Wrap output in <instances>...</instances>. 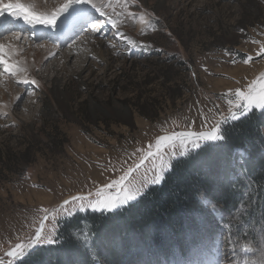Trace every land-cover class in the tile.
Returning <instances> with one entry per match:
<instances>
[{
	"label": "rangeland",
	"instance_id": "rangeland-1",
	"mask_svg": "<svg viewBox=\"0 0 264 264\" xmlns=\"http://www.w3.org/2000/svg\"><path fill=\"white\" fill-rule=\"evenodd\" d=\"M26 1L32 0H22ZM38 1L33 5L37 13L50 11L60 2ZM145 9L154 15L157 30L147 28L142 33L144 26L129 20L122 29L125 34L151 46L132 54L123 43L118 42L116 49L108 46L107 40L113 38L109 26L94 44L74 34L59 45L55 57L45 60L37 55L45 52L44 47L35 46L40 42L37 38L47 32L40 38L44 46L53 47L56 32L43 25L22 29L17 23L8 24L9 30L34 41L30 46L22 40L19 47L41 86L25 99L23 88L0 77V258L7 259L4 253L18 237L26 238L34 231L29 225L40 208L54 210L73 195L95 193L96 187L120 174H113V165L119 168L138 147H147L164 135L165 129L210 127L217 112H227L229 90L247 92L249 83L264 73V57L257 55L259 45L252 43L264 42V0H140L139 5L129 6L137 15ZM57 23L58 31L66 27ZM0 31V36L7 34L5 28ZM73 40L82 44L79 54L63 58ZM248 56L253 62L244 64ZM18 94L21 99L16 101ZM237 149L243 151V158ZM236 151V169L244 171L246 148ZM254 184L255 204L241 201L229 212L207 194L203 200L200 197L219 221L222 218L219 232L207 237L202 246L199 242L184 258L176 249L161 256L142 248L139 264H219L224 252L235 264H262L264 178ZM66 223L63 217L57 221L58 234ZM226 227L232 233L231 246L221 235ZM69 230L89 229L85 225Z\"/></svg>",
	"mask_w": 264,
	"mask_h": 264
},
{
	"label": "snow or ice",
	"instance_id": "snow-or-ice-1",
	"mask_svg": "<svg viewBox=\"0 0 264 264\" xmlns=\"http://www.w3.org/2000/svg\"><path fill=\"white\" fill-rule=\"evenodd\" d=\"M46 2L47 0H45ZM139 4L140 0H60L50 11L37 13L34 11L33 5L23 3L22 0H0V28H5L7 33L0 36V77H7L17 86L23 88L25 99L33 96L35 88L41 86L40 81L30 74L29 65L18 58L23 49L18 48L14 43L23 40L31 46L34 41L31 36H24L22 32L9 30L7 26L10 22L23 21L33 29L37 25H43L55 32L59 21L65 24L67 30H75L80 35L81 41L87 40L93 44L96 40L103 38L105 27L110 26L113 30V38L107 40L109 47L116 49L119 42L125 45V51L129 54L137 50L148 51L151 47L149 44L133 39L122 30L129 20L144 26L141 29L142 33L147 28H151L153 31L157 30L156 25L152 22L154 19L152 13L145 9L137 15L129 10L130 5ZM169 35L172 34L169 33ZM37 39L40 42L35 46L43 48L42 38ZM77 43L76 40H73V44ZM252 43L259 45L257 55L264 57V42L256 40ZM53 49L55 50H50L49 55L45 56V60H50L51 57L57 55L59 45L55 42H53ZM76 54L78 55L79 51ZM225 54L231 56L230 52ZM92 58L96 59L95 56ZM242 62L250 64L253 62V58L248 56ZM35 71L38 72L39 69L37 68ZM204 71L207 72V68ZM226 95L230 97L227 99L229 106L227 112H217L215 122L210 127L199 131H192L187 126L180 131L165 129L164 135L157 136L155 142L149 143L147 147H138L120 163L119 168L113 165L111 168L113 174L117 172L120 174L110 179L102 187H96L95 193L89 191L86 195H73L64 199L54 210L40 208L33 223L29 225L30 229L34 228V231H30L26 238L18 237L17 242L4 253L7 259L0 258V264H23L26 257L42 252L50 246L63 243L62 236H65L68 243L75 245L80 250L82 256L78 264H106V261L99 259L100 250L93 242L96 237L95 230L58 234L57 221L63 217L66 222L70 223L69 218L76 216L77 213L95 214V218L98 220L119 215L135 207L136 203L145 196L150 185L163 184L166 173L173 168V161H177L178 164L189 163L203 154L214 153L220 146L219 142L225 140L222 125L228 124L230 121H237L241 116H247L254 108L264 111V73L249 83L247 92L235 89L234 91L229 90ZM20 99L19 94L14 97L16 101ZM3 107L7 108L8 105L5 104ZM2 115L7 117L8 112H4ZM172 124L176 126L175 121ZM237 151L243 158V151L240 149ZM239 178L244 180L247 187L243 196L236 198L248 202L249 206L255 204L256 185L253 180L243 170L239 171ZM236 179V177H230L229 183L233 184ZM33 187H37V185H33ZM237 188L238 185L233 184L229 194L235 196ZM249 195L252 196L250 202L248 201ZM49 221H51V225H49ZM220 222H222V218ZM205 227V225H201V231ZM260 231L264 238V224L261 225ZM221 235H225L226 242L231 246L232 233L227 230V227L221 230ZM219 264H235V262L228 259V253L224 252V258L219 261Z\"/></svg>",
	"mask_w": 264,
	"mask_h": 264
},
{
	"label": "trees",
	"instance_id": "trees-1",
	"mask_svg": "<svg viewBox=\"0 0 264 264\" xmlns=\"http://www.w3.org/2000/svg\"><path fill=\"white\" fill-rule=\"evenodd\" d=\"M221 127L225 140L214 153L189 163L174 161L165 182L149 187L135 207L105 220L96 219L95 214L77 213L60 233L69 234L70 228L88 225L96 231L93 242L106 264H139L144 249L161 256L176 249V254L186 257L193 247L202 246V241L219 232L222 224L200 197L207 194L227 212L242 201L236 197H242L246 184L236 169V148H246V175L253 182L264 178V111L254 110ZM230 177L237 178L233 182L238 185L235 196L229 194L233 187ZM201 225L206 226L203 231ZM62 237L63 243L26 257L23 264H78L80 250Z\"/></svg>",
	"mask_w": 264,
	"mask_h": 264
},
{
	"label": "bare ground",
	"instance_id": "bare-ground-1",
	"mask_svg": "<svg viewBox=\"0 0 264 264\" xmlns=\"http://www.w3.org/2000/svg\"><path fill=\"white\" fill-rule=\"evenodd\" d=\"M27 2V1H26ZM25 2V3H26ZM32 2V3H31ZM38 0H36V1H30V2H27L26 4H31V5H36V4H38ZM139 26H140V24H138ZM9 26V25H8ZM16 27H18V28H28V29H31V27H29V26H27L25 23H23V21H20V22H17V26ZM18 28H16V29H18ZM8 29H9V27H8ZM60 30L58 31V29L55 31L56 32V34H57V44L58 45H63L65 42H68L69 40H70V38L74 35V34H77V33H75V30H71V31H69V30H67L66 29V27H64V26H62V29L61 28H59ZM11 30H13V28H11ZM38 30V29H37ZM6 31V30H5ZM1 32V31H0ZM45 33H47V32H40V36H45L44 34ZM54 33V32H53ZM40 36H38V38H40ZM21 42V41H20ZM20 42H14L15 44H16V46L18 47V48H20L19 47V44H20ZM82 45V44H81ZM81 45H79V44H72V47H70L71 49H69V50H67L64 54H62V55H64V57L63 58H65V56L66 55H68L69 53H72V52H77V51H79L80 50V47H81ZM44 48H45V52L44 53H38L37 55L39 56V57H42V56H48L49 55V52H50V50H55V49H53V47H51L50 45H48V44H46L45 46H44ZM19 59H22V60H24V61H27L29 58H24L21 54H20V57H18ZM68 58V57H67ZM57 63V62H56ZM29 66H31V64H28ZM52 65V64H51ZM56 65V64H55ZM83 72V71H82ZM207 200V199H206ZM211 202H212V200H211Z\"/></svg>",
	"mask_w": 264,
	"mask_h": 264
},
{
	"label": "water",
	"instance_id": "water-1",
	"mask_svg": "<svg viewBox=\"0 0 264 264\" xmlns=\"http://www.w3.org/2000/svg\"><path fill=\"white\" fill-rule=\"evenodd\" d=\"M257 90H259V88H257ZM209 198V197H208ZM210 199V198H209ZM202 200H203V197H202ZM211 200V199H210ZM205 202V205L208 206L207 202L204 200Z\"/></svg>",
	"mask_w": 264,
	"mask_h": 264
}]
</instances>
